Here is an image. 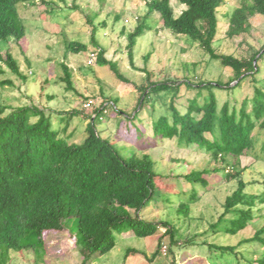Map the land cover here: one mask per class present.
Returning <instances> with one entry per match:
<instances>
[{
    "label": "rangeland",
    "instance_id": "rangeland-1",
    "mask_svg": "<svg viewBox=\"0 0 264 264\" xmlns=\"http://www.w3.org/2000/svg\"><path fill=\"white\" fill-rule=\"evenodd\" d=\"M45 1L51 4H19L18 15L25 36L19 41L9 38L6 43L0 42L3 54L7 50L11 52L23 75H14L0 64L4 70L0 82H10L0 87V105H35L52 114L53 130L62 127L59 118L65 117L66 112L81 111L82 114L70 120L71 125L66 132L70 135L73 131V140L80 142L86 136L84 128L87 116L93 114V109L82 110V104L86 99L93 101L95 106L110 100L121 113L109 109L102 120L94 121V128L101 136L108 138L123 156L136 154L148 157L154 163V171L163 176L157 181L159 189H155L150 204L141 212L147 221L159 223L157 232L146 238H138L129 233L130 230L124 224L120 232L115 234L116 246L90 264H150L147 258L156 250L159 239L161 249L152 264H170L172 260L175 264L194 261L237 264V259L228 253L215 251L209 255L207 247L201 244L202 240L216 245H236L263 225L264 219L260 216L264 215V209L261 212L254 210V219L247 228L235 235L223 232V229L231 227L232 215H226L220 223L210 228L222 213L225 198L236 187L235 180L228 181L221 173V169L230 171L233 158L227 157V163L222 164L210 159L206 153L179 146L175 139L151 140V124L158 116L168 112L174 91L150 94L142 103L138 100L137 86L145 82L143 68L149 73L151 82L177 81L179 89L174 102L176 109L183 113L191 99L195 98V103L201 105L209 100L210 92L219 107L227 101L230 109H239L244 98L250 101L253 97L250 78L236 87H232L234 83L228 88L215 86L231 81V70L211 60L197 45L189 44L187 37L165 29L158 13L144 18L147 8L142 0ZM221 1L222 5L217 11L218 31L213 44L217 53L244 57L264 47V19L259 15L250 17L246 33L232 38L227 36L229 16L242 3L250 4V0ZM169 6L174 17L185 9L178 0H169ZM88 20L96 27L95 38L99 48L104 50V58L117 64L127 82L118 80L107 66L96 63L97 49L90 43L92 25ZM140 24L144 25L145 30L135 40L131 65L128 36ZM69 41L85 43L88 49L78 54L65 53ZM62 64L71 73L73 91H67L61 80L64 77ZM258 70L253 78L257 81L255 85L264 92V54L258 60ZM188 84L196 87L187 88ZM247 109L251 110V101ZM253 136L256 140L253 150L239 159L240 168L244 169L241 177L247 183L245 192L248 194L260 193L264 180V162L260 151L264 131L257 128ZM130 142L135 144L131 145ZM191 170L209 171L204 175L205 183L194 186L188 184L183 176ZM181 202L189 205V214H185L184 209L177 211ZM129 213L135 214L132 210ZM164 222L174 230L177 246H169L166 227L160 224ZM68 227L69 231L47 234L36 254L31 250L9 251L8 264H80L83 256L69 235L76 233L75 223L72 221ZM203 232V239L198 237L190 242V238ZM129 248L144 253L147 258L134 255L124 260L125 251ZM239 250L245 253L246 258H251V252L256 256L260 254L257 245L250 248L243 244Z\"/></svg>",
    "mask_w": 264,
    "mask_h": 264
},
{
    "label": "trees",
    "instance_id": "trees-1",
    "mask_svg": "<svg viewBox=\"0 0 264 264\" xmlns=\"http://www.w3.org/2000/svg\"><path fill=\"white\" fill-rule=\"evenodd\" d=\"M142 1L147 8L144 18L158 13L165 29L187 37L189 44L197 45L211 60L218 61L223 68L231 70L232 80L215 86L228 88L234 83L232 87H236L247 78L253 84L249 111L248 98L242 100L239 109H230L227 101L219 107L215 96L210 92L209 100L201 105L195 103V98L191 99L183 113L176 109L174 102L179 89L177 81L151 82L149 73L143 68L146 79L137 86L138 100L142 103L150 94L174 91L168 112L152 122L153 140L175 139L179 146L206 153L210 159L222 164L227 163V157L233 158L230 171L221 169V173L226 180H235L236 187L225 198L223 211L210 228L220 223L226 215H232L231 227L223 229V232L235 235L247 228L254 219V210L261 212L264 209V180L260 193H246L247 183L241 177L244 169L240 168L239 161L240 157L248 155L254 148L256 140L253 131L257 128L264 131V92L255 85L257 81L253 78L259 71L258 60L264 54V47L244 57L217 53L213 44L218 31L217 11L222 5L221 0H178L185 9L177 17L173 15L169 0ZM35 2L48 6L51 4L45 0H0V42L6 43L9 38L19 41L25 36L17 8L19 4L34 5ZM250 2L242 3L229 16V38L246 33L250 17L259 15L264 19V0ZM88 22L91 24L90 20ZM144 30V25L140 24L128 36L131 65L135 40ZM95 34L96 27L92 25L90 43L97 49L96 63L107 66L118 80L127 82L120 74L117 64L104 58V50L99 48ZM87 49L88 45L85 43L69 41L65 53L78 54ZM3 53L4 49L0 46V64L14 75L23 77L11 52L7 50ZM147 58L148 55L145 61ZM61 66L64 72L61 80L65 89L73 91L71 73L66 65ZM3 73L0 66V75ZM9 83L7 80L1 81L0 87ZM186 87L196 86L188 84ZM116 112H119L117 108ZM93 113L96 114L95 118L87 116L85 138L75 142V133L72 131L68 135L66 132L71 125L70 120L77 114H82L81 111L66 112L65 117L59 118L62 127L53 130L52 114L35 105H0V264H8L9 251L31 250L36 254L37 249L43 246V238L47 234L69 231L68 224L72 221L75 223L76 233L69 235L73 237L77 250L83 256L80 264H90L94 259L108 254L116 246L115 234L120 232L124 224L130 230L129 233L138 238H146L157 232L159 223L147 221L141 216V212L150 204L155 189H159L157 181L163 176L154 171V163L148 157L136 154L123 156L108 138L101 136L94 128V121L103 116L100 109L94 107ZM260 151L264 162V142ZM207 172L209 171L191 170L183 178L194 186L205 183L204 175ZM182 209L185 214H189L187 203L178 204L177 211ZM129 210L135 214L131 215ZM260 217L264 219V215ZM160 224L166 227L169 246H177L174 230L165 222ZM204 234L205 232L190 238V242L198 237L203 239ZM201 244L207 247L209 255L215 251L228 253L237 259V264H264V222L253 234L236 245H216L204 240ZM243 244L250 248L257 245L260 254L256 256L251 252V258H246L245 253L239 250ZM160 249L161 239L150 258L129 248L123 259L142 255L152 264L159 256ZM170 264L175 263L172 260ZM189 264L207 263L194 261Z\"/></svg>",
    "mask_w": 264,
    "mask_h": 264
},
{
    "label": "built area",
    "instance_id": "built-area-1",
    "mask_svg": "<svg viewBox=\"0 0 264 264\" xmlns=\"http://www.w3.org/2000/svg\"><path fill=\"white\" fill-rule=\"evenodd\" d=\"M94 107L99 108L103 115H106L109 109H113L114 111H116V107L112 102H103L98 106H95V103L93 101L87 100L81 106L82 110L84 111H91ZM91 117L95 118L96 114L93 113ZM99 120H102V117H100Z\"/></svg>",
    "mask_w": 264,
    "mask_h": 264
},
{
    "label": "crops",
    "instance_id": "crops-1",
    "mask_svg": "<svg viewBox=\"0 0 264 264\" xmlns=\"http://www.w3.org/2000/svg\"><path fill=\"white\" fill-rule=\"evenodd\" d=\"M152 125V124H151ZM151 140H153V136H152V139ZM136 143H137V141H135ZM130 144L132 145V144H135L134 142L132 143V142H130ZM147 145H148V143H147ZM145 146H142L141 148H144ZM140 149V148H139ZM138 150V149H137Z\"/></svg>",
    "mask_w": 264,
    "mask_h": 264
}]
</instances>
